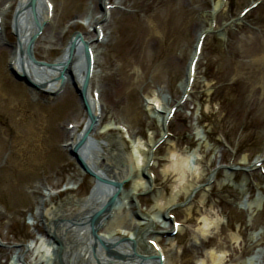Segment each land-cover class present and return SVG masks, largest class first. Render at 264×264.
<instances>
[{
	"label": "rangeland",
	"instance_id": "1",
	"mask_svg": "<svg viewBox=\"0 0 264 264\" xmlns=\"http://www.w3.org/2000/svg\"><path fill=\"white\" fill-rule=\"evenodd\" d=\"M2 1L0 264H56L40 247L49 240L43 232L50 228L46 212L68 209L93 185L65 146L67 131L80 133L86 116L72 80L48 94L13 79L8 71L13 8L3 10ZM47 1L54 13L34 40L35 59L52 64L74 33L90 32L89 87L103 121L86 145L94 155L108 145L111 163L133 151L143 172L139 179L134 171L117 191L114 202L122 210L108 212L105 220L115 236L129 238L135 231L132 240L141 250L154 236L166 239L158 249L167 264H201L209 251L234 258L224 264H264V0H164L165 12L156 18L135 7V0ZM109 10L116 12L101 32ZM103 13L107 20L84 25ZM199 34L202 44L188 76ZM115 78L123 102L111 105ZM173 146L179 157L183 151L188 156L183 177L171 170L178 157H168ZM27 152H34L33 161ZM156 174L159 182L168 176L164 186L154 183ZM157 205L164 206L162 216ZM154 216L174 228L152 230ZM203 219L213 225L206 229ZM119 221L131 223L129 229L115 224ZM138 222L141 228H133Z\"/></svg>",
	"mask_w": 264,
	"mask_h": 264
},
{
	"label": "bare ground",
	"instance_id": "2",
	"mask_svg": "<svg viewBox=\"0 0 264 264\" xmlns=\"http://www.w3.org/2000/svg\"><path fill=\"white\" fill-rule=\"evenodd\" d=\"M104 1L117 4L121 3L123 0H102V2ZM1 4L3 5V10H9L10 7L13 8L10 25L11 31L13 30L15 32L17 42L10 47V54L8 59L10 61L9 65L14 68L19 74L24 75L32 82L38 84L41 89L45 90L47 93H53L62 88H65V85H67L69 81L72 80V78H74L76 85L80 87L85 78L84 75L86 71L85 61L83 60V51H81L82 49L80 48V42L82 41L85 43V46L86 48H88L90 54V52H92L90 51L92 50V47L90 46L89 42V37L91 35L90 32L84 33L87 37H85L84 35H80L79 38H76L70 51V43L68 42L61 51L60 56H58L56 60L52 62L51 67H48L46 65L40 66L39 64L37 65L32 59V57L35 58L33 50L34 44L28 46V43L31 35H33V33L35 32L34 20L37 19L39 23L45 22L46 20L49 21L48 19L50 18L51 13H54L53 9H51L52 11H50L51 2L47 0H3ZM133 4L135 7H143L142 11L144 14L151 15L155 18L157 17V13H159L160 11H164L162 10L164 6V0H135ZM133 4L130 5L133 6ZM169 10L170 9H167L166 11L168 12ZM112 12L116 11L109 10V20H107L106 13H103L97 18L89 17L84 25L88 28L89 26H92L93 24L99 22L100 18L103 17L105 18V20H107V23L101 27L102 32V30H105V28L108 29L110 23V15L112 14ZM2 14L3 13L0 11V21L2 20ZM168 14H170V16H173V14L171 13ZM154 22L156 25L166 24L165 21L159 22L158 24L156 23V21ZM200 34L197 36V41L202 38V35ZM97 37V41H99V35ZM101 39V42H103V38ZM150 41H152V43L155 42L152 38H150ZM150 41L148 42L150 43ZM145 42L146 41H142L140 45H144L145 47L147 44H145ZM19 46L20 54H17ZM137 49H139V46L137 47ZM197 50L198 42L195 45L189 58V64L187 66L188 76L190 68L194 66V62L197 59ZM142 57L143 56L139 57V59H136L135 63L139 64L142 60ZM262 66H264V64ZM92 73L93 70L91 69L90 75H92ZM115 81V91L113 92L111 105L120 104L123 102V99L120 98V96H118L116 93V83L118 79L115 78ZM94 95L93 93H90V97L89 91H85V96L88 97L92 112L97 117L94 124L92 125V128L87 133V136L89 134L95 136V128L97 127V123L99 124V122L101 123L103 121L101 118L102 108L98 106L97 99ZM152 102L158 105L156 98H153ZM165 105L166 103L163 104V107L160 109L164 110ZM81 134L82 133L75 134L74 136L73 134H70V131H67L66 137L68 139L65 146H67L68 148L73 146L78 140H80V138L82 137ZM87 143L88 139H85L82 145L83 147L77 149V155L80 156L84 164L89 167V169L92 171V174H95V176L100 178V180L98 182H94V180H92L93 187L91 189L90 195H88V197L84 200L70 202L69 205L71 206L68 209L62 210V208H60L59 210L46 212L47 219L50 221V228L48 229L47 227H45V231L43 232L46 238L49 239V242L47 241L44 245L41 244L40 247L44 248V253H50L48 261L51 262L52 257H54L55 259L56 256H58L59 247L55 245V240H57L60 244H62L60 248L62 251L59 264H157L156 261L148 259L150 256H154L157 254L155 252V249H152V247L150 246H143L142 251L141 247L138 248L135 241L132 240V238L137 239V236H134L135 231L132 232V236L127 238L128 240L118 239L113 232L114 230H112L111 228L112 224L109 220L105 222L106 219L103 220L104 216L103 213H101L105 204L104 202L108 199L109 196L113 194V186L117 185V182L124 179L127 174L126 171L128 170V165H130L128 164L127 157H122L121 154H118L111 163V161H108L109 151L105 149L106 147H108V145H102V152L100 154L97 153L96 155H94L93 153L89 152V147L88 145H86ZM176 149L177 148L173 146V148L167 150L169 158H175L176 156H178L172 162L173 164H171V170L176 171V173H178L180 177H183V169L184 165L188 161V156L183 151L182 155L179 157V154H177L175 151ZM131 153H133V163H135L136 173L134 178L137 177L140 179V173L142 171L139 170L137 154L133 151H131ZM26 154L27 157H30L33 161V156H35L34 152L33 155H28L29 152H27ZM156 160L158 161V163L164 161V159L158 158H156ZM104 162H108V165H106L105 169L100 170L99 168L103 165ZM113 162L115 163L113 164ZM141 174H143V172ZM165 175L167 174L165 173ZM165 175H163L164 178L162 179V181L159 182V175L156 174L153 179L154 183L157 181L160 185L164 186L165 182L168 181V176ZM138 185L139 182L136 183L134 189H136ZM116 197L117 194H115L110 199V201H108V203L106 202L108 212H111L112 214L114 213V215L117 214L118 211L122 210V206H117V204L114 202V199ZM124 198H127V196ZM49 200H51V197L49 198ZM45 203L46 201L43 200V207ZM128 208L131 209L132 205L130 204ZM154 210L159 216H162L165 213L164 206L157 205ZM168 212L169 211H167L166 214ZM101 216H103V218L100 221L101 224L98 228L99 231L97 229L96 231H94L95 234H98V240L90 235V231H92V229H94V227L98 224ZM112 217L114 216L112 215ZM157 218L158 216H154L152 219H150L152 230L157 231L158 226L162 225L159 230L160 232L165 233L168 231L169 227L172 228L169 222L159 221L157 220ZM116 223L124 225L128 229L131 225V223L122 224L123 222L120 221L119 223L115 222V224ZM210 225H213L211 221L203 219V227L207 229V227H209ZM141 226L142 223L140 222H138L137 224L133 223V228L140 229ZM102 227L105 232L103 234L100 233ZM147 232L151 233V231L149 230ZM203 233L206 232L203 231ZM154 237L155 238L153 240H155L154 243L156 245H159L160 242L166 240L159 237L156 238V236ZM103 247L105 248L106 252V254L104 255L101 251ZM205 257L206 258L200 262L201 264H224L228 261L234 260L231 255L228 258H225L223 254L219 253V251H209L207 256ZM19 258L20 257L17 253L16 259L18 260ZM14 259L15 258H13L11 261L13 262ZM112 259L115 261H112ZM262 262L264 263V259ZM161 264H167V261L163 259L161 261ZM241 264H245V262H241Z\"/></svg>",
	"mask_w": 264,
	"mask_h": 264
},
{
	"label": "water",
	"instance_id": "3",
	"mask_svg": "<svg viewBox=\"0 0 264 264\" xmlns=\"http://www.w3.org/2000/svg\"><path fill=\"white\" fill-rule=\"evenodd\" d=\"M72 46H73V42L71 43V47H70V49L72 48ZM14 75H15V78L16 79H18V80H23V78L19 75V74H17L16 72H14ZM86 84H87V79H86V81L83 83V85H82V88L81 89H79L78 87H75V90H76V92H77V94H78V96L80 97V99H81V101H82V103H84V106L86 107V110H87V113H88V116L90 117V119L92 118V116H91V113H90V108H89V106H88V103H87V97L85 96V91H86ZM130 163H131V158H130ZM132 164V163H131ZM81 165V164H80ZM82 167H83V169L87 172L88 171V169H86L83 165H81ZM132 171H133V168H132V166L130 167V170H129V173H132Z\"/></svg>",
	"mask_w": 264,
	"mask_h": 264
}]
</instances>
